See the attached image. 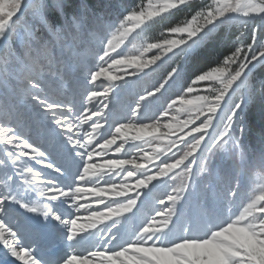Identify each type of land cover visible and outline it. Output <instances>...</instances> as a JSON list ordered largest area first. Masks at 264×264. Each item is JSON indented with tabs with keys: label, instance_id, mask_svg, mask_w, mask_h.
Returning a JSON list of instances; mask_svg holds the SVG:
<instances>
[{
	"label": "snow or ice",
	"instance_id": "obj_1",
	"mask_svg": "<svg viewBox=\"0 0 264 264\" xmlns=\"http://www.w3.org/2000/svg\"><path fill=\"white\" fill-rule=\"evenodd\" d=\"M257 20L227 54L211 50L222 26ZM154 25L158 37L146 35ZM258 66L264 0H0L5 254L264 264V126L249 142L247 120L256 104L264 113ZM217 158L231 161L224 182L201 186ZM45 241L66 251L48 259Z\"/></svg>",
	"mask_w": 264,
	"mask_h": 264
},
{
	"label": "trees",
	"instance_id": "obj_2",
	"mask_svg": "<svg viewBox=\"0 0 264 264\" xmlns=\"http://www.w3.org/2000/svg\"><path fill=\"white\" fill-rule=\"evenodd\" d=\"M72 6H75L79 0H69ZM90 4L98 5L100 0H88ZM121 3L127 2V0H120ZM50 4H55L56 0H49ZM30 21V19H29ZM28 21V22H29ZM254 24H261L262 22L257 20L253 22ZM239 29L235 26H222L220 29L217 30V38L212 46V51L214 53H222L227 54L228 51L233 47V42L235 36L239 34ZM259 35V34H258ZM164 67H167L165 65ZM261 77H264V67H259L256 70V78L257 80ZM243 90L238 91L237 95L241 94ZM247 120L249 124V131L251 135L249 136V142H258L260 138V129L264 126V113H262L259 104L250 107L247 113ZM231 167V161L227 160L226 163L222 164V168L219 173L220 181L217 184L223 183L225 180V171ZM214 178V176H213ZM207 181L204 179V182Z\"/></svg>",
	"mask_w": 264,
	"mask_h": 264
},
{
	"label": "rangeland",
	"instance_id": "obj_3",
	"mask_svg": "<svg viewBox=\"0 0 264 264\" xmlns=\"http://www.w3.org/2000/svg\"><path fill=\"white\" fill-rule=\"evenodd\" d=\"M180 15H182V14L178 13L177 17L180 16ZM175 19H176V17H173V20H175ZM29 23H32L31 19H30ZM259 25H260L259 23L254 24L252 21H249L248 24H247V27H242L239 21H234V22H232V23H230V24H228L226 26H230V27L231 26H235V27H237L240 30L239 34L241 32H244L245 34H248V33H250L252 28L257 27ZM159 31H160L159 26L158 25H154L151 29H149V31L146 33V35H149V36H152V37H158ZM160 71H162V69ZM158 78H159L158 74H153L152 79H158ZM129 96H130V93L129 92H125V93H122L118 97V99L115 102V108L113 109L114 115H119V114H122L124 111H126ZM209 131H211V129H209ZM226 162H227V159L221 160V159L217 158L216 161H215V169L216 170L213 172V175L209 176V177H201L200 181H199L200 185L204 186V185H207L208 183H218L220 181L218 175H219L220 170L222 168V164H224ZM37 167H39V166H37ZM48 171L50 172L51 170H48ZM213 176H214V178H213ZM217 178H218V180H217ZM204 179H206L207 181L204 182ZM162 190H163V186H160V188L157 191H162ZM139 219H140L139 215L137 217L133 218L130 221V223H129V227L132 224L139 223ZM63 243H64V245L66 244V242H63ZM8 256L10 257V255H8Z\"/></svg>",
	"mask_w": 264,
	"mask_h": 264
},
{
	"label": "bare ground",
	"instance_id": "obj_4",
	"mask_svg": "<svg viewBox=\"0 0 264 264\" xmlns=\"http://www.w3.org/2000/svg\"><path fill=\"white\" fill-rule=\"evenodd\" d=\"M50 244L51 243H49L48 241L43 242L41 244V245H43V249L40 248V251L39 250L38 251L40 252L41 255L47 257L48 259H55V257H50L49 255H47V253L45 254V251L47 252V251H50V250L54 249L55 245L60 244V243L55 244L52 248H47ZM11 259L14 260L12 264H15L16 263L15 262L16 258L15 257H11ZM0 264H8V260H7V257H6V254H5L3 248H0Z\"/></svg>",
	"mask_w": 264,
	"mask_h": 264
}]
</instances>
